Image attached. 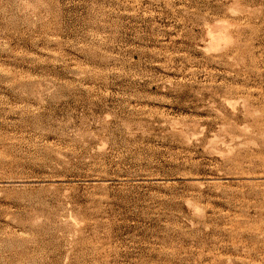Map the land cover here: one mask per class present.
I'll use <instances>...</instances> for the list:
<instances>
[{
  "label": "rangeland",
  "instance_id": "rangeland-1",
  "mask_svg": "<svg viewBox=\"0 0 264 264\" xmlns=\"http://www.w3.org/2000/svg\"><path fill=\"white\" fill-rule=\"evenodd\" d=\"M0 264H264V0H0Z\"/></svg>",
  "mask_w": 264,
  "mask_h": 264
}]
</instances>
